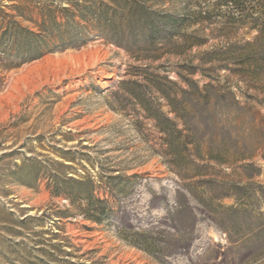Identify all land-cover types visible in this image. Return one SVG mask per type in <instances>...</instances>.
I'll return each instance as SVG.
<instances>
[{
	"label": "rangeland",
	"instance_id": "rangeland-1",
	"mask_svg": "<svg viewBox=\"0 0 264 264\" xmlns=\"http://www.w3.org/2000/svg\"><path fill=\"white\" fill-rule=\"evenodd\" d=\"M0 264H264V0H0Z\"/></svg>",
	"mask_w": 264,
	"mask_h": 264
},
{
	"label": "trees",
	"instance_id": "trees-1",
	"mask_svg": "<svg viewBox=\"0 0 264 264\" xmlns=\"http://www.w3.org/2000/svg\"><path fill=\"white\" fill-rule=\"evenodd\" d=\"M103 7H105V5H103ZM62 11L68 12L67 9H64ZM89 12L91 13V10ZM130 13L128 14V16H133ZM101 15L105 16V13L102 11ZM123 16L125 15L121 14V17ZM67 17L69 18L70 16H67ZM48 21L51 27H48L45 24L44 29L46 31H48L50 28L60 27V24H58L53 17H49ZM135 23L140 25L141 29L142 28L145 29V33L147 34L148 40L153 37L154 35L152 34L154 32L153 23H151V21L148 18H145L144 15L142 16V13L139 14V19H137ZM12 37L13 39H16L17 41L16 49L20 47L21 49L19 51L21 52L30 54V53H34L36 49H38L36 48L38 44L37 43L38 40L35 39L36 36L31 32L20 30V31L15 32L12 35ZM20 41L24 42V46L22 47L19 46V44L21 43ZM121 85H126V82L122 83ZM134 85L136 87H140V85L137 83H135ZM137 97L140 102H143V100H141V97L139 95ZM166 99L169 103V108L171 109L172 112L174 111L175 113L177 109V105H178L177 97L173 98L171 96H166ZM151 117L156 121L157 126L160 128V131L166 136L164 140L167 143L169 149L173 150L176 143L181 141L183 131L178 130L175 122L171 120L169 117H167L164 113H162L160 109L153 112ZM71 181L74 182L75 184V190H76V195H77L76 197H82L87 202V208L85 209V212L88 215L87 216L88 219L95 223L102 224L103 220L107 218L110 212L109 208L107 207L106 202L100 201V200H96V201L93 200L92 198L93 185L91 182H82V181H77L74 179H72ZM64 189L66 190L68 188L64 187ZM70 193L71 192H68V190H66V192L59 191L56 195L64 194V195H67L70 199H72Z\"/></svg>",
	"mask_w": 264,
	"mask_h": 264
}]
</instances>
